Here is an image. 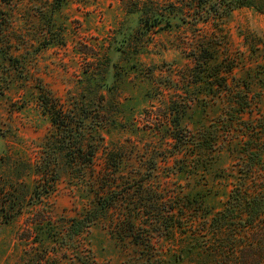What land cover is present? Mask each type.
<instances>
[{
	"label": "rangeland",
	"instance_id": "obj_1",
	"mask_svg": "<svg viewBox=\"0 0 264 264\" xmlns=\"http://www.w3.org/2000/svg\"><path fill=\"white\" fill-rule=\"evenodd\" d=\"M134 1L0 0V264H187V237L224 207L236 160L224 132L216 149L201 138L228 104L225 82L262 93L263 108L264 14L179 0L203 3L201 19L147 33L127 16ZM50 104L75 121L86 111L97 150L83 175L57 153L53 189L35 193L60 132ZM111 191L106 214L70 229Z\"/></svg>",
	"mask_w": 264,
	"mask_h": 264
},
{
	"label": "trees",
	"instance_id": "obj_2",
	"mask_svg": "<svg viewBox=\"0 0 264 264\" xmlns=\"http://www.w3.org/2000/svg\"><path fill=\"white\" fill-rule=\"evenodd\" d=\"M196 6L202 8L203 3L136 0L127 6V16L138 17L144 30L150 33L154 29L171 27L174 19L199 21L203 13L196 12ZM240 8L264 14V0L210 1L206 13L227 16ZM223 86L229 95L228 104L207 130L208 136L201 139L204 147L216 149L221 146L218 138L224 132L222 143L236 160V179L224 207L211 217L206 230L196 229L193 236L187 237L189 242L181 249V254L184 251L189 258L196 257L187 264H264V106L262 108L263 101H259L262 93L255 100L245 91L232 93L228 82ZM48 110L53 125L60 132L55 139H48L42 148L38 165L43 169L36 175L44 182L37 181L35 193L53 189L58 178L53 175L52 161L57 153L63 154L70 174L83 175L86 169H92L97 150L96 143L84 132V121L89 116L86 111L75 121L57 105L50 104ZM174 138L179 140V137ZM236 138L239 141L235 146ZM115 195L119 193L111 191L100 196L92 209L72 219L70 229L80 231L94 224L113 206L118 198ZM151 259L134 264H164L160 259Z\"/></svg>",
	"mask_w": 264,
	"mask_h": 264
}]
</instances>
